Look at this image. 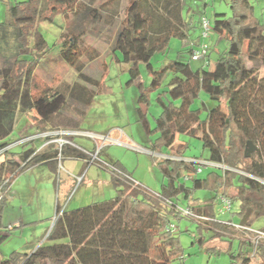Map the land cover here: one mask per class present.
Listing matches in <instances>:
<instances>
[{
  "label": "trees",
  "instance_id": "1",
  "mask_svg": "<svg viewBox=\"0 0 264 264\" xmlns=\"http://www.w3.org/2000/svg\"><path fill=\"white\" fill-rule=\"evenodd\" d=\"M118 1L14 0L5 4L0 18V218L7 187L19 172L41 164L56 171L57 155L63 153L88 165L95 152L94 149L84 152L67 142L58 147L53 138L40 135L22 141L16 145L18 149H4L12 142L7 137L18 117L28 110L37 114L36 134L53 128L79 130L81 111L92 102L94 89L80 82L60 88L52 85L54 80L41 89L36 83L35 69L48 48L37 26L53 22L58 15L66 18L59 37L58 58L73 67L81 80L93 84L97 81L82 72L86 60L99 54L87 47L89 37L100 38L114 51L126 32L132 48L122 52L121 60L131 64L134 74L138 73V63L144 62L151 74L149 86L141 88L137 107L145 131L149 122L140 105L148 102L146 91L166 87L163 93L167 100L160 93L157 96L161 113L155 117L158 136L151 142L153 151L165 147L185 158L186 144L174 146L176 134L184 133L197 137L207 148L208 158L203 160L227 168L208 170L201 177L203 166L196 171L199 166L196 157L189 158L192 161L163 158L161 189L151 192L137 183L119 161H104L112 184L118 187L114 197L69 211L57 198L55 212L63 211L46 235L48 242H42L29 253L12 251L0 256V264H173L181 260L182 249L179 238L167 229L171 217L191 219L200 229H212L216 236L237 237L240 248L237 254H230L231 263L248 264L251 244L225 223L233 222L232 218L218 219L214 205L221 196L229 198L232 204L237 201L239 220L235 223L251 225L254 220L264 218V184L254 178L264 180V76L259 77L254 67L247 66V61L264 64V22L252 16L250 0H231L230 16L216 14L209 20L211 33L226 38V48L217 54L211 67L193 68L189 48L188 58L169 59L160 70H155L151 56L156 51L165 52L172 37L184 39L196 27L191 17L193 8L186 0H128L123 17L118 19L115 6ZM202 16L201 12L199 25ZM242 41L246 42L245 52ZM209 49L208 45L203 58L209 56ZM168 73L172 77L163 85ZM199 91L217 101L208 108L205 117H201V108L189 107ZM176 99H182L183 106L176 105ZM69 104L79 111L75 112ZM72 138L65 137L71 142ZM249 140L257 149L246 156ZM75 179L71 177L74 182ZM189 180L190 186L186 184ZM202 188L214 195L204 200L193 198V191ZM182 207L210 220L202 224L181 215ZM9 230L3 229L0 221V243ZM254 256L259 258L258 264H264V243L257 247Z\"/></svg>",
  "mask_w": 264,
  "mask_h": 264
},
{
  "label": "rangeland",
  "instance_id": "2",
  "mask_svg": "<svg viewBox=\"0 0 264 264\" xmlns=\"http://www.w3.org/2000/svg\"><path fill=\"white\" fill-rule=\"evenodd\" d=\"M14 0H0V18L3 16V9L8 2ZM128 0H119L115 4L118 10V19L124 15V7ZM187 5L193 8L192 19L196 23L200 13L210 21L216 14L230 16L231 0H186ZM252 5V16L264 22V0H250ZM186 14V10L183 11ZM187 16V14L185 15ZM65 17L55 16L53 22H41L38 29L47 42V51L40 59L39 66L35 69V80L39 89L46 87L49 83L53 86L80 82L89 88L94 89L92 102L81 111L79 116V130L49 129L42 133V136L53 138L58 147L67 135L72 136V143L75 146H84L100 151L96 161H90L85 165L80 158L66 156L65 153L57 155L58 165L56 171H50L47 165H35L25 168L19 172L9 183L8 192L5 194V204L2 211L3 229L8 225L19 223L20 226L7 232L6 238L0 243V256H7L12 251L31 252L33 248L46 241V234L54 221L55 202L58 198L60 205L66 211L89 205L93 202L109 200L117 193V188L111 182V174L104 167V161H119L122 166L131 174L132 178L141 184L147 191L157 192L161 189L163 182V157L170 155L177 156L174 150L162 147L161 151H153L151 142L158 136L155 125V117L161 113V106L157 101L160 93L166 101L163 93L166 87L157 90L146 91V104L140 105L146 111L149 122L148 131H145L137 107L138 98L142 89L149 86L151 74L146 64L139 62L138 73L134 74L132 66L122 61V52L131 50V42L124 32L118 40L117 48L109 49L107 42L98 37H89L87 47L95 49L99 54L92 60L85 62L82 72L94 80L97 84L81 80L77 71L58 58L60 48L59 37L64 25ZM196 26V24H195ZM206 42L213 47L212 58L226 48L225 35L210 34L207 37L201 35L196 27L190 29L188 36L184 39L172 37L165 52L156 51L150 59L155 70H160L169 59H186L189 56L188 49L197 50L202 43ZM211 44V45H210ZM242 48L245 52L246 42L242 41ZM85 58V57H84ZM203 58L190 60L192 67L200 66ZM259 77L264 76V64L248 62ZM172 74L168 73L163 81L165 85ZM52 81V82H51ZM141 84V86H140ZM100 88V89H98ZM142 88V89H141ZM176 105L183 106L182 99H176ZM217 104L203 92L189 104L190 108H201V117H205L208 108ZM222 110H225L223 102L220 103ZM74 111L79 110L75 107ZM76 115V113H73ZM73 114L71 116L75 117ZM37 114L35 110H29L18 117L13 131L7 137L8 141H15L25 134L34 136L39 126L36 124ZM76 131H87L95 135L106 136V139L85 136ZM11 143V142H10ZM186 144L183 155L185 158L203 160L208 158V150L197 137L184 133H177L174 146ZM13 144V143H12ZM11 146V145H10ZM18 149V146L11 147ZM167 157V156H166ZM2 157H0V160ZM208 170H218L215 166H203L200 176H205ZM74 175L75 182L71 180ZM80 177V179H78ZM70 185L67 186V183ZM183 182L184 178L181 177ZM188 186L191 181H186ZM214 195L209 189H197L193 191V198L204 200ZM185 206V203H179ZM215 211L220 220L233 219L238 222L236 214L238 202L233 201L231 212L223 211L220 202H215ZM233 213V214H232ZM170 222L175 226L174 234L179 238L182 249L181 260L177 259L173 264H232L230 254H237L240 248V241L237 237L231 238L226 235L216 236L212 229H206L188 218H172ZM254 228H264V218L260 217L251 224ZM200 238L202 241L200 242ZM229 243L230 248H228ZM257 256L251 257L248 264H258ZM233 264H242L233 262Z\"/></svg>",
  "mask_w": 264,
  "mask_h": 264
},
{
  "label": "built area",
  "instance_id": "3",
  "mask_svg": "<svg viewBox=\"0 0 264 264\" xmlns=\"http://www.w3.org/2000/svg\"><path fill=\"white\" fill-rule=\"evenodd\" d=\"M200 31H201V35L203 37H207V36H209L211 34V23H210L209 19L206 18L205 16H202L200 18ZM207 49H208V44L206 42L202 43L197 50H192L191 51L190 58L192 60L203 58L205 56V54L207 53ZM73 133H79V134H83L85 136L101 138V139H106L107 138L106 136L95 135V134L87 132V131H85V132L76 131V132H73ZM41 134H35L34 136H37V135L42 136ZM31 137H33V136L31 135V136H26V137L19 138V139L15 140V141L11 142L10 144H8L4 149L16 146L19 143H21L22 141L27 140V139H29ZM62 140L64 142H62L61 144L67 142V143H69L71 145H74L71 141H68L65 138L62 139ZM61 144H60V146H61ZM77 147L80 148L82 151L86 152L85 149H83V148H81L79 146H77ZM96 154H97V152H94L93 154H91V159L89 161H94L97 158ZM163 158L184 159L186 161H192L193 160V159L181 158L179 156H173V155H165V157H163ZM196 161L199 163V166L196 169L197 172L200 171V166L211 165V166H215V167L222 168V169H226L227 168L226 166H224L222 164H217V163L209 162V161H206V160H196ZM254 178L256 180H258L260 183L264 184V180L263 179L257 178V177H254ZM78 179H80V177H78ZM9 186H10V184L8 185L7 190L9 188ZM1 195L2 194H0V198H1ZM219 199H220V202H221L222 209L225 210V211H229L231 209V207H232L231 200L229 198H227V197H224V196H221ZM62 211L63 210L61 209L58 213L55 212L54 220L56 219V217L58 215L62 214ZM180 213H181V215L190 216L192 218H195L199 223H202V224H204L205 221H209L210 220L206 216H202V215H198V214L193 213L188 207L180 208ZM225 223L227 225H229L232 229L239 231V235L241 236V238L244 239V240H247L251 244V246H252L251 257H253L255 255V251H256L257 247L260 244L264 243V229H262V228H254L251 225H247L245 223H235V222H232V221H226ZM18 226H19L18 223L12 224V225L10 224V225L7 226V229H13V228H16ZM167 229H169L170 231L174 232L175 231V226L172 223H170L168 225Z\"/></svg>",
  "mask_w": 264,
  "mask_h": 264
},
{
  "label": "crops",
  "instance_id": "4",
  "mask_svg": "<svg viewBox=\"0 0 264 264\" xmlns=\"http://www.w3.org/2000/svg\"><path fill=\"white\" fill-rule=\"evenodd\" d=\"M194 24H196V28L200 31V25H199V22H198V20H197V22L196 23H194ZM211 45V44H210ZM212 52H213V47L212 46H210V49H209V56L205 59V58H203V63L200 65V66H208V67H211L212 66V64H213V62H214V59L212 58ZM197 60V59H196ZM200 66H197V67H200ZM193 68H196V67H193ZM32 110V109H31ZM29 111V110H28ZM24 114V113H23ZM36 121H37V118H36ZM36 132H37V129H36ZM34 134H36V133H34ZM26 136H28L27 134H25L24 136H22V137H26ZM31 136V135H30ZM81 147H83L84 149H87V150H92V149H89V148H87V147H84V146H81ZM51 171V170H50ZM70 176V175H69ZM74 176V175H73ZM69 182V181H68ZM70 185V182L69 183H67V186H69ZM7 192H8V190H7ZM5 204V203H4ZM4 207V206H3ZM2 211H3V209H2ZM55 214V213H54ZM0 221H1V224H2V221H3V217H2V215H1V218H0ZM19 224V223H18ZM52 225H53V222H52V224H51V227H52ZM19 226H20V224H19ZM18 226V227H19ZM50 227V228H51ZM50 230V229H49ZM49 230H48V232H49ZM47 235V234H46ZM41 244V243H40ZM38 246V245H37ZM36 246V247H37ZM35 247V248H36ZM34 249V248H33ZM32 249V250H33ZM31 250V251H32Z\"/></svg>",
  "mask_w": 264,
  "mask_h": 264
},
{
  "label": "water",
  "instance_id": "5",
  "mask_svg": "<svg viewBox=\"0 0 264 264\" xmlns=\"http://www.w3.org/2000/svg\"><path fill=\"white\" fill-rule=\"evenodd\" d=\"M257 149V145L252 143L250 140L247 141L246 148H245V155L248 156L251 152Z\"/></svg>",
  "mask_w": 264,
  "mask_h": 264
}]
</instances>
